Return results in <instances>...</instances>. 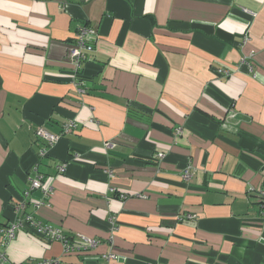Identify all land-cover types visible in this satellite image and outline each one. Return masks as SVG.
I'll return each mask as SVG.
<instances>
[{"label":"crops","instance_id":"0c3cea01","mask_svg":"<svg viewBox=\"0 0 264 264\" xmlns=\"http://www.w3.org/2000/svg\"><path fill=\"white\" fill-rule=\"evenodd\" d=\"M263 188L264 0H0V226L98 241L21 228L8 262L264 264Z\"/></svg>","mask_w":264,"mask_h":264},{"label":"built area","instance_id":"2783aa9c","mask_svg":"<svg viewBox=\"0 0 264 264\" xmlns=\"http://www.w3.org/2000/svg\"><path fill=\"white\" fill-rule=\"evenodd\" d=\"M97 38V32L94 27H79L77 29V32L75 34V39L73 45H71L69 50V57L73 62V65L75 69L81 68V65L86 60V52H90L93 50V43L95 42ZM220 72V71H219ZM226 73V71H223ZM75 75V76H74ZM72 76V80L75 82L76 80V86L78 92H84V88L81 86V81L79 80L80 74L78 72H75ZM77 77V78H76ZM36 134L39 137H42L43 139L54 142L57 137L48 131H46L42 127H38L36 129ZM105 147H111L113 145L112 142H105ZM45 155V153H44ZM190 171L189 168L186 167L182 170L181 177L183 180H188L190 177ZM52 179L51 177L47 175H37L34 178H30V189L25 193L26 196H28L29 192L37 189L40 190L43 195H48L51 192L52 185H51ZM260 197L264 202V188L260 191ZM20 206V208H22ZM111 227L114 228V223H111ZM26 229L33 234H36L39 237L48 239V240H60L65 242V252L78 250V249H88V248H94L97 246L98 241L94 238H90L87 236H82L81 240L82 242L79 243L77 247L70 245L67 241L66 235L57 228L52 227L51 225L44 224L40 221H38L36 218H34L31 214H25L22 213L18 216H15L14 219L9 221L3 226H0V243H3L5 241H8L15 237V234L17 230L19 229ZM115 253L108 252L103 253L101 256L102 264H108V262L111 259H114ZM57 259H43L41 261H28L24 264H57ZM0 264H13L11 262H8L5 252L0 249Z\"/></svg>","mask_w":264,"mask_h":264},{"label":"trees","instance_id":"16d2710c","mask_svg":"<svg viewBox=\"0 0 264 264\" xmlns=\"http://www.w3.org/2000/svg\"><path fill=\"white\" fill-rule=\"evenodd\" d=\"M81 77V76H80ZM67 240H69V237H67Z\"/></svg>","mask_w":264,"mask_h":264}]
</instances>
